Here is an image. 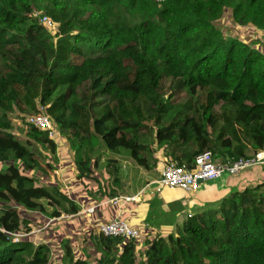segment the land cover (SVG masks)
<instances>
[{
    "label": "trees",
    "instance_id": "16d2710c",
    "mask_svg": "<svg viewBox=\"0 0 264 264\" xmlns=\"http://www.w3.org/2000/svg\"><path fill=\"white\" fill-rule=\"evenodd\" d=\"M226 19L264 33V0H0V264L50 263L49 244L33 241L18 207L54 221L79 216L65 184H37L55 168L36 159V144L57 146L27 123L41 108L70 140L64 177L95 181L121 212L136 203L112 202L114 189L105 196L100 149L115 156L103 164L112 186L119 157L143 170L161 160L192 169L205 152L226 164L264 151V49L258 36L227 35ZM17 117L23 139L11 131ZM207 202L183 218L182 207L159 214L151 202L144 222L169 228L148 239L91 228L96 264H264V183ZM62 244L63 264H89Z\"/></svg>",
    "mask_w": 264,
    "mask_h": 264
},
{
    "label": "rangeland",
    "instance_id": "374dc122",
    "mask_svg": "<svg viewBox=\"0 0 264 264\" xmlns=\"http://www.w3.org/2000/svg\"><path fill=\"white\" fill-rule=\"evenodd\" d=\"M223 23V29L224 32L228 34H236L237 36H240L241 38L245 40H249L250 42H254L255 40H260V48L264 49V33L263 32H254L253 29H239V28H233L231 25H229L228 20L226 19ZM258 36L259 38L257 39ZM259 45V44H257ZM28 113H26L27 115ZM23 123L17 118H14L12 122L11 131L14 134L19 135L22 139L24 138L23 134ZM55 139L54 142L57 143V146L55 147V151L52 152L48 147L37 145L35 148L37 149V155L36 159H38L43 166H46L47 163L53 164L55 170L50 171L52 177H43L40 173L37 175V184L51 188L53 184L59 183L60 186L66 185L65 191L68 195H70L72 198L76 200V204L80 207V212L90 205L97 206V210L95 209L94 212L90 216H84L78 213L79 216H74V219L68 220L69 218L64 217L63 219L59 221H54L51 218H49L47 215H40L35 212L27 211L23 208L18 207V212L22 218V225H29V227L33 228V241L35 243L38 242H47L50 246V263L49 264H63L64 263V248L62 241L69 239L71 249L73 250V254H76L78 257L83 258L86 260V257L88 258L87 261L89 264H96V260L99 258V253L97 252L96 248L94 247L93 243L91 242L89 238V230L91 228H95L98 224L101 222H107L106 220L111 219L117 211H120L119 209H116L115 206L110 205L109 201H103L102 195L97 193V183L95 181H85V183H78L75 181V176L72 175L68 179H66L64 176L68 173L67 167H69L71 164V159H73V153H71L69 149L70 140L67 136L60 133L58 130L55 131ZM159 154V152L157 153ZM99 169L95 170L96 174L101 182L103 183V187L106 190L105 196L107 195L108 191L111 189H114L116 192V196H122V197H129L133 196L135 192L141 187L142 184V177L141 174L132 167L133 164L130 163V160H127V157H119L121 169H120V178H121V184L118 186H112L111 181L109 179L108 174L106 173L103 164L107 157H115L112 154L105 153L103 149L99 150ZM163 161V160H161ZM164 162V161H163ZM165 165V162H164ZM262 165H256L252 166L250 168H246L242 170L239 174L236 175H229L231 178V182L236 184V187L234 189H243L246 187V185L243 187L242 182L239 181L242 180L245 177H248L250 175V170L252 168H258ZM103 167V168H102ZM70 174V173H69ZM65 178V179H64ZM2 177H0V180ZM63 182V183H62ZM259 183H264V180L261 182L258 181H252L248 183L249 185H256ZM206 184V183H204ZM240 184V185H239ZM247 184V183H246ZM144 185V184H142ZM241 186V188H240ZM143 191V190H142ZM141 191V192H142ZM145 191V190H144ZM110 192V191H109ZM150 191L147 190V192L142 193L144 196L147 195ZM175 194L178 196V207H182V214L181 218H183L190 210L193 212L195 211V208H198V204L195 203L194 198L184 192L181 191H174ZM158 194V193H157ZM159 196V195H158ZM136 199L135 201H138L139 199H143L145 197H141L140 194L138 196H134ZM156 198H148V200H141V202L137 203L140 204V210L138 212H142L144 214L145 209L146 211L148 208V204H152L151 202H154ZM202 200V199H200ZM204 200V199H203ZM202 200V201H203ZM207 201H204L206 203ZM200 203V202H199ZM207 203H210L209 201ZM202 204V203H200ZM157 205V203H156ZM206 207H209V205L206 204ZM89 208V207H88ZM172 210H176L175 206H171ZM123 212H127V209H122ZM177 211V210H176ZM51 210L48 209V213H50ZM140 220L142 223L139 225H134L135 227L138 226L137 229L139 235L138 239H148V237H153L155 234H158L154 231H149L145 229V222H143L142 216ZM155 220V219H152ZM151 220V221H152ZM128 223V222H127ZM131 225L130 223H128ZM132 226V225H131ZM42 231V233H40ZM148 233V234H147Z\"/></svg>",
    "mask_w": 264,
    "mask_h": 264
},
{
    "label": "built area",
    "instance_id": "2783aa9c",
    "mask_svg": "<svg viewBox=\"0 0 264 264\" xmlns=\"http://www.w3.org/2000/svg\"><path fill=\"white\" fill-rule=\"evenodd\" d=\"M157 1L161 2L162 0ZM38 19L40 24L48 28L54 26L47 16H38ZM27 123L43 131L48 139H55L56 135L50 118L45 114L42 108L38 113L28 116ZM256 165H264V151L257 152L249 159L241 158L226 164H216L213 162L210 153L205 152L196 157L192 169H188L185 165H177L176 163L165 164L160 172L159 179L154 183L148 184L141 193H143L146 188H150L152 193H160L163 189H177L184 193L192 194L199 190V180H201L202 183L212 182L225 174L236 175L242 170ZM120 199L134 201L136 198L119 197L113 199L112 202L118 203ZM94 210L95 206H92L82 210L80 214L90 216ZM96 228L97 231L105 237L136 239L139 236L137 229L129 225L126 221L118 218H114L107 223H100ZM8 235L14 239H20L24 236L18 233H10Z\"/></svg>",
    "mask_w": 264,
    "mask_h": 264
},
{
    "label": "crops",
    "instance_id": "0c3cea01",
    "mask_svg": "<svg viewBox=\"0 0 264 264\" xmlns=\"http://www.w3.org/2000/svg\"><path fill=\"white\" fill-rule=\"evenodd\" d=\"M127 160H129V159H127ZM130 163L133 164L132 167H134L141 174L142 184H144V185L141 184V187L135 192V194H133V196H129V197H134V196H138L141 193V191L148 184L154 183L155 181H157L159 179L160 172H161L162 168L164 167V163L161 161L158 164V166L152 170H143L141 168H138L137 166L134 165V163L131 160H130ZM230 180H231V178L229 177L228 174L223 175L220 178L216 179L215 181L205 182L206 184H204V183L200 184V188L197 192L192 193V194H188V195L192 196L194 198L195 203H197L199 206H201L200 203H203L204 201H209V200H217L218 198H221L222 196H224L230 189H234L236 187V184H234ZM263 180H264V165H262L261 167H258V168H252L250 170V175L248 177L243 178L239 182L240 183L242 182V186L244 187L245 185L248 186L249 182H252V181L261 182ZM240 188H241V186H240ZM147 190H149L150 192L147 193L146 196H144V194H142V193L140 196L145 197V198H143L145 201L148 200V198H152V197L156 198V200L159 201V204H158L159 209H160L159 214H161V212H162L161 209L167 211L168 205L175 206V208H178V200L179 199H178V196L174 192L177 189H163L160 193L157 194V193H152L150 188H146L143 193L147 192ZM153 191H154V189H153ZM119 197H122V196H119ZM143 199L141 198L138 201L134 200V202L136 203V205H135L136 208L135 207L131 208L134 211V214H132L130 209L127 208V212H124V215H123V212L117 211L116 214L111 219H108L106 221L110 222L112 219H114V217L120 219L119 215H121L123 217L124 216L126 217L125 219L127 220L128 223H130L132 225V227H135L134 225H137V224L139 225L140 223H142L140 218H139V217H141L140 215H143L142 219L144 222L145 217H146V213H147L146 209H145L144 214H142V212H138V210H140V204H137V203L141 202V200H143ZM200 199H202V200L204 199V200L202 201ZM88 207H92V205H90ZM88 207H85L84 209H86ZM146 207L148 208L147 205H146ZM95 209L97 210V206H95ZM179 221L177 219V222H179ZM107 222H101V223H107ZM156 222H155V224H152V225H148L147 223H145V229L147 231H150V232L151 231H154V232L157 231L158 233H162V231L165 230V228H169V226L166 224L162 225V223L160 221L157 223ZM152 226H154V227H152ZM137 227L138 226H136L135 228H137Z\"/></svg>",
    "mask_w": 264,
    "mask_h": 264
},
{
    "label": "water",
    "instance_id": "95a60500",
    "mask_svg": "<svg viewBox=\"0 0 264 264\" xmlns=\"http://www.w3.org/2000/svg\"><path fill=\"white\" fill-rule=\"evenodd\" d=\"M198 183H199V184H202V181H201V180H199V181H198Z\"/></svg>",
    "mask_w": 264,
    "mask_h": 264
}]
</instances>
